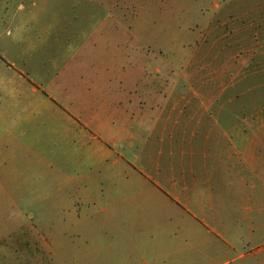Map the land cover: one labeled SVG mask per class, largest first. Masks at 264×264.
Returning a JSON list of instances; mask_svg holds the SVG:
<instances>
[{
	"label": "rangeland",
	"instance_id": "374dc122",
	"mask_svg": "<svg viewBox=\"0 0 264 264\" xmlns=\"http://www.w3.org/2000/svg\"><path fill=\"white\" fill-rule=\"evenodd\" d=\"M224 5L0 0V264H153L144 243L179 249L178 264L264 257L250 169L242 193L234 179L218 183L210 226L181 210L158 239L142 225L144 204L162 193L145 180L151 150L175 161L181 134L209 115L220 129L264 125L250 119L264 114V0L243 1V35L228 37ZM76 62L81 73L65 72ZM112 94L119 102H106Z\"/></svg>",
	"mask_w": 264,
	"mask_h": 264
},
{
	"label": "crops",
	"instance_id": "0c3cea01",
	"mask_svg": "<svg viewBox=\"0 0 264 264\" xmlns=\"http://www.w3.org/2000/svg\"><path fill=\"white\" fill-rule=\"evenodd\" d=\"M243 1L225 0L224 8L220 9V14L222 13L226 19L229 17L234 26L232 31L225 33L227 37L236 34L243 35ZM111 9L113 10V6ZM229 10L231 13L227 16L226 12ZM109 18L111 17H107V19ZM212 19L213 17L207 21L205 26L207 29L210 27ZM228 21L223 22V27H227ZM70 49L74 50L76 57L82 56V45L76 49L73 47ZM71 65V67L67 65L68 69L65 72L69 69L74 73L82 72L83 68L77 62ZM77 98L78 96L70 97V102H75ZM118 100V95L114 97L112 94L106 102L116 103L119 102ZM206 103L209 105V100ZM210 117L212 115L207 117L208 120H205L202 128L191 133L181 134L182 138L187 139L177 141L178 149L181 150H177L178 153H175V164L172 163L175 162L172 157H170L172 159L170 161L160 151L157 155L156 150H151L150 160H148V155L146 156L145 160L148 162L152 174L144 176L145 180L155 183L157 190L162 192L154 198V204L150 205L149 203L143 206L142 225L145 228L149 226L147 229L152 230L150 233L152 239L160 238L165 231L169 230L167 228L177 227L182 223L184 218L174 220L173 216L174 213L179 215V210H181V215L188 214L192 220L199 221L204 227L210 226L211 219L215 223L216 216L213 211L212 197L214 193H222L218 183L234 179L239 185V192L242 193L243 182L247 178L246 173L249 169L257 180L256 188L261 189L258 213L264 215V125L257 129L232 131L215 127L212 123L214 116L211 123ZM70 118L72 119V117ZM254 118L257 119L256 121L264 122V114L250 117V119ZM248 119L246 121L250 120ZM156 120L154 121L156 122ZM233 137L243 138V140L233 144ZM96 138L98 140V137ZM118 138V136H112L110 143H118ZM189 138H191L190 142ZM3 142L0 140V151ZM97 144L102 154L104 151L106 154L112 152L110 147H107L108 143L99 141ZM144 146L147 147L148 144L146 143ZM146 149L145 152L148 151ZM0 172H3V167H0ZM190 193H194V195L191 196ZM165 209H169L171 213L169 211L164 213ZM212 231L216 234V230ZM227 245L230 249L234 247L229 241H227ZM143 248V252L153 264L180 263L177 261L179 249L167 253L165 250L151 249V246L145 243ZM259 254L264 255V247L261 248ZM145 263L148 264V261ZM225 263L230 264L231 261ZM256 264H264V257L257 258Z\"/></svg>",
	"mask_w": 264,
	"mask_h": 264
}]
</instances>
